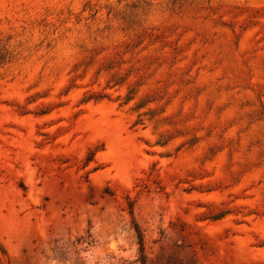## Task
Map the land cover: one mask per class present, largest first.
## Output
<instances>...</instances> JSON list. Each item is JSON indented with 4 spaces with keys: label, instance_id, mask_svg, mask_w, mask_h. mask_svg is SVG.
Listing matches in <instances>:
<instances>
[{
    "label": "rangeland",
    "instance_id": "1",
    "mask_svg": "<svg viewBox=\"0 0 264 264\" xmlns=\"http://www.w3.org/2000/svg\"><path fill=\"white\" fill-rule=\"evenodd\" d=\"M0 264H264V0H0Z\"/></svg>",
    "mask_w": 264,
    "mask_h": 264
},
{
    "label": "trees",
    "instance_id": "2",
    "mask_svg": "<svg viewBox=\"0 0 264 264\" xmlns=\"http://www.w3.org/2000/svg\"><path fill=\"white\" fill-rule=\"evenodd\" d=\"M140 242H141V239H140Z\"/></svg>",
    "mask_w": 264,
    "mask_h": 264
}]
</instances>
